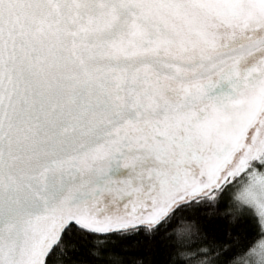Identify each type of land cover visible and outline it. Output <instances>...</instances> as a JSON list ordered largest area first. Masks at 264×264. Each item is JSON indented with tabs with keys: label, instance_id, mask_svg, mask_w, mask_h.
I'll use <instances>...</instances> for the list:
<instances>
[{
	"label": "snow or ice",
	"instance_id": "6c2138e0",
	"mask_svg": "<svg viewBox=\"0 0 264 264\" xmlns=\"http://www.w3.org/2000/svg\"><path fill=\"white\" fill-rule=\"evenodd\" d=\"M260 228L264 0H0V264H264Z\"/></svg>",
	"mask_w": 264,
	"mask_h": 264
},
{
	"label": "trees",
	"instance_id": "16d2710c",
	"mask_svg": "<svg viewBox=\"0 0 264 264\" xmlns=\"http://www.w3.org/2000/svg\"><path fill=\"white\" fill-rule=\"evenodd\" d=\"M258 219V217H257ZM259 230H264V228H260ZM229 231H231V229H229ZM239 231L242 234H250L253 233L255 231H257V229L255 228V226L253 225L252 221L250 219H248L243 225L242 227L239 229ZM139 251V249L136 248H130L129 249V255L125 257V259L132 261V260H138L141 259V257L135 255V252ZM150 258V257H148Z\"/></svg>",
	"mask_w": 264,
	"mask_h": 264
}]
</instances>
